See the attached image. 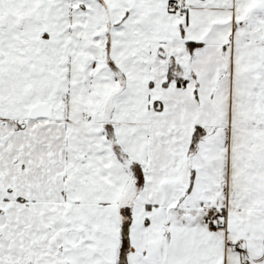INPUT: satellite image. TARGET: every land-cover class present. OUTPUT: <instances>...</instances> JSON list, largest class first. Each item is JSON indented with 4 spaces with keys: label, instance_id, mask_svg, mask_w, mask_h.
<instances>
[{
    "label": "snow or ice",
    "instance_id": "snow-or-ice-1",
    "mask_svg": "<svg viewBox=\"0 0 264 264\" xmlns=\"http://www.w3.org/2000/svg\"><path fill=\"white\" fill-rule=\"evenodd\" d=\"M0 264H264V0H0Z\"/></svg>",
    "mask_w": 264,
    "mask_h": 264
}]
</instances>
